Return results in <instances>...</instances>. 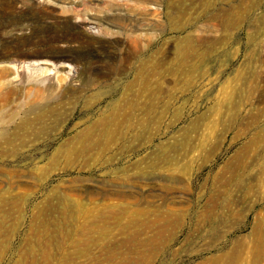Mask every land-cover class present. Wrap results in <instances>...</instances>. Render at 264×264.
I'll list each match as a JSON object with an SVG mask.
<instances>
[{
  "label": "rangeland",
  "instance_id": "374dc122",
  "mask_svg": "<svg viewBox=\"0 0 264 264\" xmlns=\"http://www.w3.org/2000/svg\"><path fill=\"white\" fill-rule=\"evenodd\" d=\"M0 264H264V0H0Z\"/></svg>",
  "mask_w": 264,
  "mask_h": 264
},
{
  "label": "bare ground",
  "instance_id": "6f19581e",
  "mask_svg": "<svg viewBox=\"0 0 264 264\" xmlns=\"http://www.w3.org/2000/svg\"><path fill=\"white\" fill-rule=\"evenodd\" d=\"M136 1H138V0H136ZM137 3H138V2H137ZM154 10H155V11H158V12L161 11L159 7L155 8ZM64 11L67 12V13L75 12V13H78V14H79V12H80V11L77 9V7H73V8H70V7H69V8L64 9ZM89 17H90V18H94V19H96L95 16H90V15H89ZM18 26H21V25H18Z\"/></svg>",
  "mask_w": 264,
  "mask_h": 264
}]
</instances>
